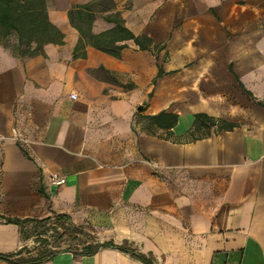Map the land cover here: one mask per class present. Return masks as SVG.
I'll return each instance as SVG.
<instances>
[{
	"label": "crops",
	"instance_id": "obj_1",
	"mask_svg": "<svg viewBox=\"0 0 264 264\" xmlns=\"http://www.w3.org/2000/svg\"><path fill=\"white\" fill-rule=\"evenodd\" d=\"M92 1H48L62 45H0V264L36 257L54 215L150 264H264V0H113L146 47L118 56L75 49L68 11Z\"/></svg>",
	"mask_w": 264,
	"mask_h": 264
},
{
	"label": "trees",
	"instance_id": "obj_2",
	"mask_svg": "<svg viewBox=\"0 0 264 264\" xmlns=\"http://www.w3.org/2000/svg\"><path fill=\"white\" fill-rule=\"evenodd\" d=\"M48 1L0 0V45L19 56L42 54L43 47L47 44L62 45L64 34L48 17ZM97 15H103V19L107 23L114 25L113 28L99 34H93L92 25ZM68 20L79 34L76 50L89 45L103 53L118 56L120 50L126 47L125 45H116V42L122 40H132L141 49L146 48L139 38L134 37L124 27L123 20L115 11L113 0H95L73 6L68 11ZM144 40L150 43L148 39L144 38ZM162 116L163 114H160L157 118ZM200 117L202 115L195 116L194 125ZM175 119L173 117V122ZM40 224H42V230L39 231L38 235L44 236V239H39L43 249L38 252L36 257L25 260L24 264H40L50 260L60 251L72 252L77 258L93 256L98 250L109 247L129 253L143 264H150L142 255L135 253L130 248L116 247L112 243H96L94 235L86 231L84 227L70 223L65 215H54L52 220L48 218ZM47 235L48 237H46ZM65 244L67 247L61 250V246Z\"/></svg>",
	"mask_w": 264,
	"mask_h": 264
},
{
	"label": "built area",
	"instance_id": "obj_3",
	"mask_svg": "<svg viewBox=\"0 0 264 264\" xmlns=\"http://www.w3.org/2000/svg\"><path fill=\"white\" fill-rule=\"evenodd\" d=\"M76 96L75 95H72V98L74 99ZM50 182L53 186L55 187H59V186H62L66 183V180L62 177H58L57 175H52L50 177Z\"/></svg>",
	"mask_w": 264,
	"mask_h": 264
},
{
	"label": "rangeland",
	"instance_id": "obj_4",
	"mask_svg": "<svg viewBox=\"0 0 264 264\" xmlns=\"http://www.w3.org/2000/svg\"><path fill=\"white\" fill-rule=\"evenodd\" d=\"M10 45H11V43H10ZM67 247V244H65V245H63V246H61V250H64L65 248Z\"/></svg>",
	"mask_w": 264,
	"mask_h": 264
}]
</instances>
